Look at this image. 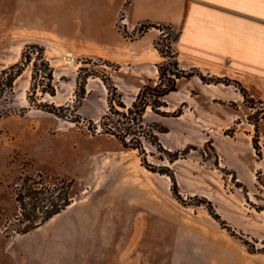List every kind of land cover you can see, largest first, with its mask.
<instances>
[{
    "label": "rangeland",
    "instance_id": "374dc122",
    "mask_svg": "<svg viewBox=\"0 0 264 264\" xmlns=\"http://www.w3.org/2000/svg\"><path fill=\"white\" fill-rule=\"evenodd\" d=\"M36 1L47 0H0V71L27 44L43 45L57 95L36 97L57 106L79 99L80 67L96 75L87 79L78 123L32 104L31 65L16 80L13 112L0 120V264H264V82L185 61L170 24L129 30L123 9L113 34L86 40L54 24L61 10L32 12ZM173 60L186 76L166 97L169 113L147 117L168 128L160 142L177 160L90 131L109 106L105 80L130 103L158 80V65ZM29 184L48 203L70 204L24 232L38 220L29 218L31 197L23 208L16 199Z\"/></svg>",
    "mask_w": 264,
    "mask_h": 264
},
{
    "label": "crops",
    "instance_id": "0c3cea01",
    "mask_svg": "<svg viewBox=\"0 0 264 264\" xmlns=\"http://www.w3.org/2000/svg\"><path fill=\"white\" fill-rule=\"evenodd\" d=\"M42 8L61 10L54 24L86 40L113 34L123 9L129 30L143 22L170 24L185 61L221 66L245 84L264 82V0H47L31 9Z\"/></svg>",
    "mask_w": 264,
    "mask_h": 264
},
{
    "label": "trees",
    "instance_id": "16d2710c",
    "mask_svg": "<svg viewBox=\"0 0 264 264\" xmlns=\"http://www.w3.org/2000/svg\"><path fill=\"white\" fill-rule=\"evenodd\" d=\"M158 50L162 54L166 52L163 48H158ZM30 65L32 66V82L28 99L32 104L62 119L75 123L80 122L81 116L77 113L79 103L85 97V87L88 77L91 75L95 76L96 73H83L88 71V69L86 67H80V74L77 78L78 103L57 106L55 104L38 102L36 97L38 92L44 95H57L54 69L45 55V47L39 43L27 44L23 49L21 59L0 71V120L13 112L11 101L16 93L15 82ZM158 71V80L144 84L130 103H126L123 100L122 94L110 80H105L111 94L108 96L109 106L97 121H90L91 127L89 128L92 133L99 131L101 134L113 136L124 148L137 149L141 154H146L145 143H148L164 154L166 153L168 160L173 162L179 158L178 153H171L167 149H164L159 137L160 133L168 132V128L156 121H150L147 114L151 112L167 115L169 112L163 109L168 106L166 97L170 93L178 90V79L186 75H184L185 71L179 67V63L176 60L169 61L168 63H160L158 65ZM174 113L176 115L182 114L180 110L174 111ZM164 170L167 169H153V171L168 173V171ZM171 177L175 181L174 184H176L174 175H171ZM28 180L35 181L32 177ZM25 181L27 180L25 179ZM39 193H41V189L33 184H29L28 187H25V190L17 192L16 199L22 208L24 206L23 204H25L24 199L26 196L33 199V203H31L33 212L29 218L33 220L38 219L35 222L25 225L23 228L24 232L34 229L48 221L70 204L68 199L62 206H57L53 202L48 203L49 198L47 196L38 197Z\"/></svg>",
    "mask_w": 264,
    "mask_h": 264
},
{
    "label": "built area",
    "instance_id": "2783aa9c",
    "mask_svg": "<svg viewBox=\"0 0 264 264\" xmlns=\"http://www.w3.org/2000/svg\"><path fill=\"white\" fill-rule=\"evenodd\" d=\"M124 22V21H123ZM172 29H174L173 27H172Z\"/></svg>",
    "mask_w": 264,
    "mask_h": 264
}]
</instances>
